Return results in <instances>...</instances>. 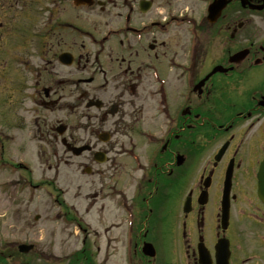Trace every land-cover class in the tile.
<instances>
[{"label": "flooded vegetation", "instance_id": "af4514ba", "mask_svg": "<svg viewBox=\"0 0 264 264\" xmlns=\"http://www.w3.org/2000/svg\"><path fill=\"white\" fill-rule=\"evenodd\" d=\"M7 71L5 87L29 89L37 130L45 120L62 131L50 155L132 212L133 263L166 264L142 246L155 248L149 199L169 181L184 189L183 264H264V0H0ZM73 145L85 149L73 156ZM112 229L123 231V218ZM7 244L0 264H29ZM83 246L40 264H100Z\"/></svg>", "mask_w": 264, "mask_h": 264}, {"label": "rangeland", "instance_id": "374dc122", "mask_svg": "<svg viewBox=\"0 0 264 264\" xmlns=\"http://www.w3.org/2000/svg\"><path fill=\"white\" fill-rule=\"evenodd\" d=\"M195 14L197 13L195 12ZM0 87L3 88L1 82ZM3 109L4 104L0 102V110ZM16 128L10 129L6 123L0 121V133L9 132L14 136V139L7 136V147L4 148L3 153L8 158L12 157L13 160L26 162L30 170L24 173H13L8 165L1 162L0 156V246L8 245V240L16 243L20 241L33 242L34 249L18 258L25 259L30 264H40L41 256L63 255L80 245L82 234L76 228L74 229L70 222H65V216H62L64 213L59 212L64 208L57 205V202L63 200L66 209L71 203H74L78 213L81 214L86 209L87 190L85 186L89 187V184L84 180L68 177L72 172L64 166L59 168L58 177L54 178L55 167L53 164L55 161L53 159L45 161L48 154L44 144H42L45 151L42 162L32 161L33 149L37 142L31 141L25 131L22 130L19 133ZM21 138L25 151L19 153L16 148ZM49 164L52 165L50 169ZM22 174L37 183L36 188L28 187L24 182H21L23 181ZM168 183L169 181H166L161 185L160 190L150 196L149 206L153 209V214L146 222L147 236L155 244L158 263L183 264L182 244L175 241V231L178 222H180L179 200L184 189L177 183L172 184L169 189ZM191 185L192 181H189L186 182L185 187ZM114 213L117 212L114 211ZM175 213L179 221L173 216ZM37 214L40 216L35 219ZM68 215L72 216V214ZM87 218L86 215L85 219ZM94 227L95 225H91L90 229Z\"/></svg>", "mask_w": 264, "mask_h": 264}]
</instances>
